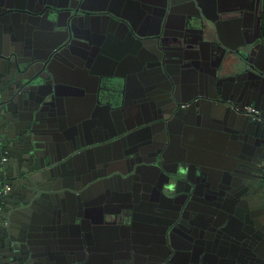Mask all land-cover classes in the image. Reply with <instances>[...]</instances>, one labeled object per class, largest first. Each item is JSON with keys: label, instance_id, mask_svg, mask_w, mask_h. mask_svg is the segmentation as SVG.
Returning a JSON list of instances; mask_svg holds the SVG:
<instances>
[{"label": "flooded vegetation", "instance_id": "flooded-vegetation-1", "mask_svg": "<svg viewBox=\"0 0 264 264\" xmlns=\"http://www.w3.org/2000/svg\"><path fill=\"white\" fill-rule=\"evenodd\" d=\"M50 1L61 5L68 2ZM83 1L81 5L91 10L83 9L86 14L79 11L74 31L66 28L64 20L62 25H50L49 35H46L49 48L37 52V55H49V68L62 81L80 79L83 87L84 83L99 90L103 77L107 79L121 74L119 78L124 83L117 87L119 94L114 96L98 92L87 94L80 85L68 88L62 83L58 86L61 98L70 108V116L77 119L80 116L78 111L83 110L84 117L90 113L98 122L90 125L89 119H82L81 125L52 142L53 152L49 144V167L54 165V169H49V222L53 221L51 208L59 200L63 209L70 208L76 213L74 218L84 221L79 225L81 234L78 235L82 252L92 261L103 258L106 264H116L120 257L136 258L138 264H159L167 254L173 256L174 261H182L189 253L200 251L208 256L219 251L227 253L231 256L227 264H237L238 253L244 250L246 259L258 257L259 263L264 264V187L256 190L251 186L250 178L238 172L243 160L239 153L241 146L246 141L259 142L261 137L245 134L244 128L240 134L237 127L227 125L220 118L214 120L212 117L206 121L199 107L209 102L206 107L209 113L213 107L219 106L238 121L245 120L247 125H253L262 119V103L252 98L242 102L233 87L226 90L228 85L223 93H219L213 81L200 95L185 97L177 93L175 88L180 83L176 78L181 81L184 72L190 71L182 68L183 50L174 47L168 35L188 28L196 34L209 29L215 30L216 38L219 34L222 40L235 46L247 39L243 29L253 26L255 34L260 36L256 42L261 44L247 54V60L243 62H256L264 68V0ZM61 15L65 18L68 13L61 11ZM100 19L103 21L99 25ZM122 28L131 33L129 51L138 42L139 50L144 49L141 64L149 68L144 67L135 75V72H126L124 65H118L116 70L109 65L102 69L104 72L95 75L93 65L95 57L99 56L94 55L96 50L99 51L95 48L97 43L105 40L107 46L117 42V38L123 36L118 32ZM196 34L193 37L197 39ZM74 35L89 37L92 43L84 44ZM125 38L128 41L127 36ZM43 40V34L33 32L30 45L37 47ZM60 43H66L65 49L71 45V51L57 52V55L51 52ZM157 45L161 49L156 50ZM81 47L89 49L84 57L72 51ZM216 55L219 57L221 52ZM208 70L214 73L215 67H208ZM237 73L226 69L221 83L237 82L240 78ZM133 76L138 80L130 83ZM150 76L156 77L154 80L161 91L157 100L149 97L152 86L149 88L146 77ZM216 98L223 106L220 102L212 104ZM109 103L116 107L117 124L106 118L113 107ZM248 105L259 109V115L249 111ZM191 108L197 110L194 120L187 117ZM145 124L152 126L146 128ZM194 128L195 139L187 138L188 130ZM204 129L218 131H215L218 135L216 145L202 139L204 136L199 131ZM132 131H136V135H127ZM184 157L195 159V163L182 175L179 163ZM223 159L233 165L227 170V176L220 175L222 180L218 179L217 166ZM260 159L258 167L262 165L261 172H264V154ZM215 163L216 167L212 166ZM199 180L203 184L193 190ZM204 187L210 198L216 195L217 204H207L199 199L203 198ZM246 190L250 199L244 196ZM223 194L229 195L227 200H220ZM211 208L218 213L219 222L224 225L228 222L227 229L211 221L208 225L207 211L211 212ZM70 221L65 220L61 229L73 236L76 226Z\"/></svg>", "mask_w": 264, "mask_h": 264}, {"label": "water", "instance_id": "water-1", "mask_svg": "<svg viewBox=\"0 0 264 264\" xmlns=\"http://www.w3.org/2000/svg\"><path fill=\"white\" fill-rule=\"evenodd\" d=\"M16 1L0 0V35L2 36L0 44L2 46L4 41L9 39L11 40L10 44L16 47L13 49V53L11 51H0V157L1 153L10 155L9 166L12 167L11 180L14 185L13 190L0 197V201H6L8 204L4 207L3 215L0 216V221H2L0 222V264H106L105 259L94 258L92 261L90 256L87 257L84 251L82 252L78 235L81 234L79 225H81L83 219L79 221L77 217L74 218L73 216L76 213L72 212L73 210L70 211V208L64 207L63 209L62 202L59 200L54 202L55 204L51 208L53 221L49 222V169H54V165L49 167V144L53 152L52 142L60 140L65 133L81 125L83 123L82 119H89L90 125L93 122L94 124L98 122L95 116H91L90 113H87L88 116L86 117H84V114L77 119L70 116V108L66 106L67 103L61 98L58 86L62 83L65 87L71 88L80 85L82 91L94 95V92L100 94L101 91L95 87L92 88L89 84L83 83V87L81 83L74 80H59L52 69L49 68V55H37L36 50L30 47L33 32L49 35V30H44V28H49L50 25H62V20H64L63 23L67 26L66 28L73 32L77 23L75 18L80 16L79 11L86 14V10L90 12L91 9L86 6L83 7L80 3L81 0H73L76 4H72V0H68L65 5L44 0L39 1L41 3L37 7L32 6L30 0H24V4L21 5ZM82 2L84 1L82 0ZM61 11H66L68 15L62 18ZM15 13L17 15L16 20L13 19ZM102 21L103 19H100L99 25ZM242 32H245L247 39L235 46L222 40L219 34V38H216L209 29L205 31L203 29L202 32L197 31L196 34L195 31L188 28L179 33L169 32L168 35L172 38L173 46L183 50L182 68L185 71L194 73L197 79H200L199 81H201V78L207 80L205 87L213 81L214 87L219 89V93H223L222 91L227 84H234L221 83L225 70H235L238 72L237 74H240L239 80L235 82L236 85L239 84V89L235 92L240 100L248 102L252 98L257 102H264V68L258 66L256 62L251 61L247 64L243 62L247 60V54L254 51L258 44H261L260 41L256 42L260 36L255 34L253 26H248ZM194 33L197 39L193 37ZM4 34H7L5 38ZM160 34V31L157 32L158 36ZM74 37H78L84 44L92 43L89 37L80 38L77 35H74ZM106 44L105 40L99 41L97 47H95L99 51L95 49L96 53L94 55L107 54ZM66 46V43H60L51 52L57 55V52L71 51V45L70 48L65 49ZM158 48H160L158 45L155 46L156 50ZM88 50V48L81 47L72 51L78 52L80 56L84 57ZM219 51L221 55L218 57L216 54ZM212 66L215 67L214 73L208 70V67ZM154 78L156 77L152 76V79L148 81L149 88L152 86V89H149V97L157 100V94H160L161 91ZM49 84L51 86L50 91ZM221 96L224 97L223 94ZM204 99L206 100V97ZM218 99L212 100V104L216 105L220 102ZM101 105L105 106L107 104ZM261 106L264 108L263 105ZM115 108L113 105L111 113H104V115L107 114L106 118L109 117V120L117 124ZM222 114V120L227 125L237 127L238 133L241 134V130L244 128L245 134L261 137L259 142L248 143L246 141L241 146L239 153L243 160L240 163L242 168L238 172L242 176H248L252 182L251 185H257L259 181L261 186L264 187V176L261 172L262 165L258 167L261 164L260 156L264 154V114L261 120L254 122L253 129H249L245 120L242 122L238 121L236 117H232L227 110H223ZM99 125L101 126V124ZM145 126L149 128L152 124H145ZM136 133V131H132L127 135L133 136ZM191 159L182 158L179 163L180 169L184 168L186 172H189L192 163H195V159ZM198 162H201V160ZM218 162L217 169L220 174L217 173V175L219 176L218 179H222L220 175L227 176L229 174L227 170H230L229 168L232 167L233 162L227 159ZM3 165L0 162V166ZM215 165L217 163L212 166ZM0 174L3 176L1 172ZM61 178L58 180H61ZM73 178L74 176L71 177V179ZM200 183L203 184L200 180L197 181L193 186V190H197ZM201 194L203 198H199L200 200L205 201L207 204H217L215 203L216 195L210 198L205 187ZM6 195L9 196L5 198ZM227 196L229 195L223 194L220 200H227ZM244 196L250 199L247 190ZM30 207L42 208L43 212L46 213V220L42 218L36 221L33 216L31 218L30 215H27ZM209 210L211 212L207 211L208 225L211 221L212 224L221 225L223 229H227L228 222L226 221L225 225L223 222H219L218 213L212 211V208ZM252 213L254 214L253 211ZM7 218L10 219V223L3 224V221H6ZM65 220H72L70 221L71 224L76 226L75 236L74 234L69 236L61 229ZM206 239L207 237L202 243ZM246 254L245 250L239 251L237 264H242V262L243 264H260L258 257L248 260ZM212 257H214V260ZM229 260H231V256H228L227 253L219 251L208 256L205 252L200 251L189 253L188 257H184L182 261H174L173 256L167 254L160 259L159 264H227ZM117 261L116 264H138L139 262L136 258L128 257H120Z\"/></svg>", "mask_w": 264, "mask_h": 264}, {"label": "crops", "instance_id": "crops-1", "mask_svg": "<svg viewBox=\"0 0 264 264\" xmlns=\"http://www.w3.org/2000/svg\"><path fill=\"white\" fill-rule=\"evenodd\" d=\"M16 2H18L19 5H21V4H24L25 1L24 0H17ZM30 3H31L32 6L37 7L39 5V3H41V2H39V0H30ZM16 16L17 15L15 13L13 19H15ZM111 29H113L112 26H111ZM44 30H49V28H44ZM118 32L119 33H123L122 34L123 35L122 38H117V42H115V43L111 42L110 45L105 47V50H106L107 54H103L102 56L99 55V56L95 57L96 61L94 62V65H93V68L96 71L95 75L100 74L102 69L104 70V68L109 67V65H111L110 68L113 67L114 70H116L119 67L118 65H121L120 67H123V65H124L123 68H127L126 72L132 73V74L135 72L134 73L135 75H136L137 72H140V70H143L144 67L146 68V70L149 68L144 63L141 64V61L143 59V58L141 59V57L144 55V52H143L144 49H140L139 50L140 44H138V42H135L133 44V47L134 46H136V47H134L132 51H129L130 50V46L132 47V44L130 43L132 41L131 33L128 34L127 30H124L123 28H122V30L120 29V31H118ZM6 35L7 34H4V38H5ZM212 35H215V30L212 31ZM124 36H127L129 42L126 40V38L124 39ZM1 37L2 36L0 35V39H1ZM43 39H44L43 42L40 43V45H38L37 47L36 46H30V47L32 49L36 50V52H39V51L45 52V51H47L48 48H49V39L46 38V35H43ZM10 42H11V40L8 39V40L4 41L2 46L0 44V51L1 52H4V51H8L9 52V51H11V53H13L14 52L13 49L16 48V47L14 45H11ZM136 43L139 45L138 47H137ZM117 63H122V64H117ZM102 72H104V71H102ZM119 75H121V74H118L115 77H111V78H107V79L105 77H103L100 80V85H101V89H100L101 93L100 94H102V95L103 94H107V95L110 94L111 96H114V94H119L117 92V87L121 86L124 83V80L120 79ZM124 76H126V75H124ZM146 78H147V80H151L152 76L146 77ZM136 80H138L137 77L133 76V78H131V80H130L131 82L130 81L129 82L130 83L136 82ZM176 80L179 81V83H180V85H178L175 88L176 92L179 93V94L180 93L183 94L185 97L191 96V95H192L191 97H193L194 94L197 95V93H199V95H200L201 91H203V92L207 91V89L205 87L206 84H207V80H204L203 78H201V81H199L200 79L198 80L196 75L194 73H192V72H190V73L184 72L183 79L180 81V79L177 77ZM77 82L78 83H82V80L78 79ZM73 83H74V81H73ZM227 85L228 86H227L226 90H228V88L230 89V88H232L234 86H235V88H233V89H235V90L239 89V84L236 85L234 83L233 85L231 84V86L229 84H227ZM68 88H70V87H68ZM79 92H81V91H79ZM209 98L211 99V97H209ZM261 103H262V105L264 107V102L261 101ZM208 105H209V102L206 103V104H203L202 107L199 105V107L202 110L200 112V114L202 115V118L204 120H206V121H207V119L212 118V117L214 118V120H217L218 118L222 119L221 116L223 117V114H222L223 109H221L219 106H217V108H214V110L211 113H209V109L206 108V107H208ZM210 105H212V104L210 103ZM262 109H264V108H262ZM78 112H79L80 116L83 115V113H84L83 110L78 111ZM196 114H197V110H195V108H191V110L187 113V117L189 119H193L194 120L195 117H196ZM208 114H210V115H208ZM243 127H245V126L243 125ZM248 127H249V129H253L254 128V126L252 124H249ZM215 131H213V130H205L204 129L203 131H199V132H201L202 136H204L202 138L203 140H205L207 143L209 141L215 142L213 144L216 145L217 144L216 142H218L217 141V138H218L217 137L218 136L217 133H218V131H216L217 133ZM227 132L229 134V131L224 130V133L227 134ZM194 133H196V129L195 128L188 130L187 138L195 139L196 136H194ZM10 158L11 157H10V155L8 153H1L0 162L3 163L4 165L0 166V172L3 175L2 178L5 179L6 182H10L11 183V185H12V189L11 190H13L14 185L12 184V180H11L12 167L9 166L10 165ZM250 183H251V181H250ZM258 183H259V181L257 182V185L252 184L251 186L252 187L253 186L256 187V190H262L261 189L262 188L261 184L260 183L258 184ZM7 196H9V195H6L5 198ZM10 202H11V200H10ZM5 206H8V204L6 203V201L2 200L0 202V216L3 215L2 213L5 211V209H4ZM27 213H28L27 215H30L31 218L33 216V218H35L36 221H39L42 218H45V220H46V213L43 212L42 208L38 209L36 207H30V209L28 210ZM10 217H11V215H10ZM0 222H2V221H0ZM5 223L9 224L10 223V219L7 218L6 221H3V224H5Z\"/></svg>", "mask_w": 264, "mask_h": 264}, {"label": "built area", "instance_id": "built-area-1", "mask_svg": "<svg viewBox=\"0 0 264 264\" xmlns=\"http://www.w3.org/2000/svg\"><path fill=\"white\" fill-rule=\"evenodd\" d=\"M247 109L251 112H253L255 115H259L260 110L257 109L256 107H254L253 105H248ZM259 117V116H258ZM263 176H264V172H262ZM12 188V185L10 182H6L4 181V179L2 178L1 174H0V197L1 195L7 193L8 191H10ZM1 202V201H0Z\"/></svg>", "mask_w": 264, "mask_h": 264}, {"label": "clouds", "instance_id": "clouds-1", "mask_svg": "<svg viewBox=\"0 0 264 264\" xmlns=\"http://www.w3.org/2000/svg\"><path fill=\"white\" fill-rule=\"evenodd\" d=\"M185 172H186V170L184 169V168H181L180 169V173L183 175V174H185Z\"/></svg>", "mask_w": 264, "mask_h": 264}]
</instances>
